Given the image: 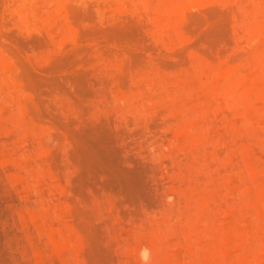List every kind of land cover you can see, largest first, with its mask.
Returning <instances> with one entry per match:
<instances>
[{"label": "rangeland", "instance_id": "rangeland-1", "mask_svg": "<svg viewBox=\"0 0 264 264\" xmlns=\"http://www.w3.org/2000/svg\"><path fill=\"white\" fill-rule=\"evenodd\" d=\"M262 89L264 0H0V264H264Z\"/></svg>", "mask_w": 264, "mask_h": 264}, {"label": "bare ground", "instance_id": "bare-ground-1", "mask_svg": "<svg viewBox=\"0 0 264 264\" xmlns=\"http://www.w3.org/2000/svg\"><path fill=\"white\" fill-rule=\"evenodd\" d=\"M9 61L10 60H8L7 58L1 57V62L4 65V67H6V68L9 67V64H10ZM245 78L246 77H241V79H237L238 83L242 82V81L244 82ZM238 83H236V84H238ZM260 96H261L262 99H264V89H262ZM2 124H3L2 123V118L0 116V128L2 127ZM255 172H257V171L255 170ZM21 180L25 184L28 183L27 179L24 178V177H22ZM261 192L264 194V188L263 187H261ZM204 204H207V203L204 202ZM33 219L37 223V226H38L39 229H41L43 231H47L51 235L54 244L59 245V246L68 245L69 244V239L66 236V233L58 225L54 224L53 222H48L47 220H43L38 215H34ZM225 228H226V241H225L226 243H225V246H224V252H226V250L228 251V249H229L228 246L230 247V244H231L232 239H233L232 232H231V229H230V228H232V226L228 225ZM249 236H251V234L248 231H246L242 241H244V240L246 241V238L249 237ZM140 244H141V242H140ZM142 247H147V246H146V244L144 245L143 242H142V244L140 245L139 248L141 249ZM225 248H228V249H225ZM169 255H167V256H169ZM167 256H166L167 260H165L167 262H169L168 258H169V260H170V258H171V260H173L175 258H176L175 261L178 260L176 255L173 256V254H172L170 257H167ZM175 261H173L174 263L171 261L172 263L170 262V264H175ZM176 264H177V262H176Z\"/></svg>", "mask_w": 264, "mask_h": 264}, {"label": "clouds", "instance_id": "clouds-1", "mask_svg": "<svg viewBox=\"0 0 264 264\" xmlns=\"http://www.w3.org/2000/svg\"><path fill=\"white\" fill-rule=\"evenodd\" d=\"M139 260L141 264H151L152 252L148 247H142L139 251Z\"/></svg>", "mask_w": 264, "mask_h": 264}]
</instances>
